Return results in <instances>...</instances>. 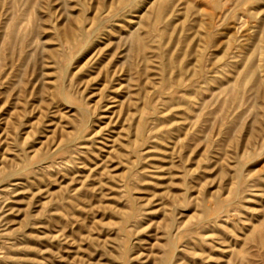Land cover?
Returning a JSON list of instances; mask_svg holds the SVG:
<instances>
[{"label": "rangeland", "instance_id": "374dc122", "mask_svg": "<svg viewBox=\"0 0 264 264\" xmlns=\"http://www.w3.org/2000/svg\"><path fill=\"white\" fill-rule=\"evenodd\" d=\"M155 1L0 0V264H264V102L249 94L227 128V83L202 118L157 58L130 68ZM180 2L172 41L193 36ZM260 5L240 32L232 13L217 28L219 55L258 30Z\"/></svg>", "mask_w": 264, "mask_h": 264}, {"label": "bare ground", "instance_id": "6f19581e", "mask_svg": "<svg viewBox=\"0 0 264 264\" xmlns=\"http://www.w3.org/2000/svg\"><path fill=\"white\" fill-rule=\"evenodd\" d=\"M180 1L182 0H156L153 2L149 11L140 17L139 24L142 29L140 28L138 31L130 34L129 45L132 51V62L129 66L130 68H136L139 74L142 72V66H145L144 73L148 69H146V67L150 59L157 58L160 62L163 88L170 93L188 85L184 91V96L188 100L187 109L189 111L191 110V104L200 105L203 110L202 118H205L209 114L208 107L210 105L205 106L204 100L206 94L210 91L212 92L213 83H216V80L219 85L227 83L226 86L222 87V92H225V95L229 97L227 103L228 110L224 120L227 128H233L235 124H238L237 121L240 117L239 114L242 105L246 102L249 94H254L256 101L260 103L261 101L264 102V88L261 87V82L264 81V22L260 23L258 26L261 30L258 28L251 37L249 36L247 38L246 42H243V39L239 41V38L244 35L247 36L246 34H241L240 37L233 36V38H229L225 44L226 49L222 48L223 50L221 53L223 54L221 55H219L221 48L219 46V36L222 32L217 30V28L223 21L227 20L229 14L232 13L233 16H236V20L240 22L237 28L239 31V28H243L246 24V20L243 21L242 15L239 12L243 9L242 6L250 4L249 8L245 11L253 16L254 12L252 10L256 11L264 0H233L232 2H230L231 0H185L191 4L188 6L190 15H188L189 19L181 28V32H183L181 35L183 36L185 34L184 37H186L188 36L186 32L192 31L191 35L193 36H191V39L190 37L189 39L187 37L186 39H180L178 37L179 40L172 41L171 35L169 36V31L172 27L170 19L175 15L177 10L176 6L181 3ZM114 2L121 6L119 11L132 10L133 8L136 12H141L143 10L141 9L142 5L147 4L150 0H114ZM216 17H218V19ZM159 22L164 23V27L158 30V34L160 37L167 36L166 42L163 43H157L153 41L154 39H151V35H155L154 33L157 32L156 26ZM79 36L80 35H77V38H71L72 40L67 38V36L65 37L68 41L67 43H71L72 41L75 42L80 39ZM175 43L176 46L174 47L173 45ZM169 44L172 49L171 53H169ZM168 49L169 52H167ZM249 51L251 52L249 53ZM240 54H244L245 56L239 62L236 59ZM187 57H189V64L192 65L190 70L184 66L185 58ZM138 61L144 62V65L141 64L142 66H140ZM224 66H229L232 71L234 70L233 72L236 75L233 79L230 78V70L228 72L221 70L220 67ZM212 71H215L217 76L212 77ZM187 80L189 84L186 85ZM161 122L164 123L165 120L163 119ZM258 123L264 126L263 119H258ZM161 132L165 134L164 131H160V133ZM161 141H164V138L163 140L161 139Z\"/></svg>", "mask_w": 264, "mask_h": 264}]
</instances>
